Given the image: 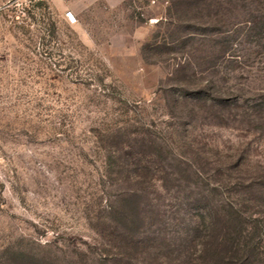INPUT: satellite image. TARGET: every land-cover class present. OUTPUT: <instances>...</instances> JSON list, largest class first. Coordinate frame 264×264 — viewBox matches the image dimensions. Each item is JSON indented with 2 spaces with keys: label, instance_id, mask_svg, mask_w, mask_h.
Instances as JSON below:
<instances>
[{
  "label": "rangeland",
  "instance_id": "374dc122",
  "mask_svg": "<svg viewBox=\"0 0 264 264\" xmlns=\"http://www.w3.org/2000/svg\"><path fill=\"white\" fill-rule=\"evenodd\" d=\"M0 264H264V0H0Z\"/></svg>",
  "mask_w": 264,
  "mask_h": 264
},
{
  "label": "trees",
  "instance_id": "16d2710c",
  "mask_svg": "<svg viewBox=\"0 0 264 264\" xmlns=\"http://www.w3.org/2000/svg\"><path fill=\"white\" fill-rule=\"evenodd\" d=\"M206 91H207L206 88H204V89H201V88H200V89L197 91V93L200 94L199 96H202L203 94L207 95ZM211 216H212V213H211V215L209 216V218H210ZM212 220H213V219H212Z\"/></svg>",
  "mask_w": 264,
  "mask_h": 264
}]
</instances>
